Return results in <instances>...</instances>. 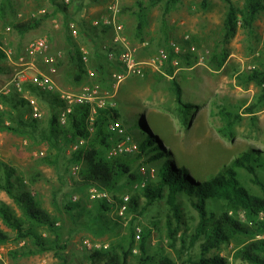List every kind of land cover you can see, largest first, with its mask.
<instances>
[{"label": "rangeland", "instance_id": "1", "mask_svg": "<svg viewBox=\"0 0 264 264\" xmlns=\"http://www.w3.org/2000/svg\"><path fill=\"white\" fill-rule=\"evenodd\" d=\"M114 1H118L120 7L116 18L123 26L122 43L134 52L144 70L142 76L128 77L121 82V67L116 60L107 57L104 49L105 44L113 41L115 32L112 29L104 32L103 26L96 25L97 22L113 17L110 5ZM232 1L237 7L243 5L239 0ZM165 2L166 0L149 10L146 28L139 37L136 32L137 8L133 0H69L68 3L65 0H0V44L7 55L1 65L8 69L6 73L0 74V95L16 92L14 80L19 75H24L27 80L50 76L55 84V93L58 94L77 95L96 89L98 92L94 99L103 101L105 106L119 108L122 113L121 122L129 133H133L135 139L138 137L136 125L139 119L144 118L153 133L167 143L164 147L174 153L177 164L193 171L199 179L217 174L224 165L230 164L237 156L251 149L261 151L264 156V102L257 105L254 122L249 114H244L243 120L235 127L233 140H228L219 133L224 123L218 115L221 107H229L240 113L249 105L258 103L261 88L248 82L246 76L254 69L264 71V11L259 14L252 32L238 29L236 36L227 45L229 59L224 68L217 71L211 64V57L224 47L222 26L228 4L223 0H210L207 8L203 9L202 0H181L164 17ZM33 18L42 19L40 26L23 36L12 27L14 23ZM40 38L48 39V52L30 55V43ZM178 48V53L188 55L189 59H175L172 67L179 73L176 78L183 89L184 101L197 107L191 111L190 125L186 127L180 123L177 104L169 84L170 78L166 74L168 66L163 58L168 55L169 49L176 52ZM76 49L80 50L83 57H87V60L83 59L87 75L81 83L74 79L77 68L71 60V54ZM190 62L192 64H188ZM53 68L56 69L55 73L51 72ZM124 83L126 85L120 97L116 88ZM26 96L34 101L33 110L28 111L25 118L38 121L35 137L0 131V162L23 176L42 206L58 219L63 243L67 245L64 251L65 264H90L88 258L93 251L107 249L112 244L129 247L133 240L131 232L136 233L137 228L151 231L147 243L148 253L156 260L166 255L176 264H193L191 261L199 259L198 244L191 247L187 241L183 246L178 241L172 246L167 238L166 218L170 209L166 200L146 207L144 214L137 220L127 214V211L122 215L118 202L108 218L120 225L104 234L81 225V218L77 222V219L66 213L61 214L59 208L69 202L91 208L95 200L91 190L97 186H79V171H75L73 167L76 164L71 163V155L77 145L65 148L61 146L63 150L57 154V150L42 139L50 117L47 102L30 94ZM155 105L160 113L153 110L155 114L151 117L141 108ZM5 108L0 103V111ZM113 148L114 145L111 151ZM111 151L108 152V157ZM55 155H58L55 163L44 160L54 159ZM144 165H151L156 170L158 167L155 163L137 160L133 170L139 175L140 182L127 186L118 195L120 200L127 195H138L141 185L147 183L148 180L140 174V168ZM262 176L264 182V175ZM249 179H244L247 188L254 194L262 195L261 188ZM55 198L58 208L54 206ZM180 199L186 208L185 219L189 223V235L196 223L197 214L189 201L182 196ZM0 200L21 215L13 200L1 190ZM139 203L141 208L144 207L145 201L142 198ZM218 205L215 204L212 208L219 213ZM193 218L195 221H192ZM185 228L183 226L182 229ZM0 229L11 237L14 236V232L1 219ZM140 241L135 234L128 264H139ZM28 245L27 241L0 245V264L61 263L54 252L28 257L11 256L10 252ZM237 248L236 242H231L214 250L209 256L220 255L228 264H246L235 258Z\"/></svg>", "mask_w": 264, "mask_h": 264}, {"label": "trees", "instance_id": "2", "mask_svg": "<svg viewBox=\"0 0 264 264\" xmlns=\"http://www.w3.org/2000/svg\"><path fill=\"white\" fill-rule=\"evenodd\" d=\"M133 1L137 8L136 32L140 37L146 28V17L149 10L159 6L164 0ZM223 1L228 4L222 26L224 47L211 57V64L217 71L222 70L227 63L230 56L227 45L236 36L238 29L242 28L249 33L252 32L255 21L264 11V0H239L243 2L242 7H237L232 0ZM180 2L181 0H166L163 6L164 17H167ZM209 2L210 0H202V8L206 9ZM62 11L64 12L65 9ZM41 22V18H33L14 23L12 27L23 36L38 28ZM103 30L107 32L111 29L104 27ZM6 59V52L0 44V74L8 70L1 65V62ZM175 59L187 60L189 56L169 49L166 61L168 66L166 74L171 78L169 84L178 106L179 120L181 125L186 127L190 125L191 111L197 107L186 103L183 99V89L174 76L175 70L172 67ZM71 60L77 68L74 79L81 83L87 75V69L79 49L71 54ZM246 78L248 82L259 86L261 93L258 103L249 105L244 112H235L229 107L220 108L218 115L224 126L219 133L228 140L235 138V127L243 120L244 114H249L254 122L257 105L264 102V71L254 69L247 74ZM24 90L44 100L49 106L50 117L42 139L57 150V154L63 150L61 146L65 148L78 145L77 149L72 152L71 163L80 166L81 183L79 186L88 188L94 185L113 197V202L97 198L93 201L91 208L75 202L65 203L63 208H59L61 214L66 213L77 219V222L81 218V225L98 234L112 231L120 224L109 219L108 214L114 210L118 202L122 201L118 195L127 186L140 182V177L134 172L133 165L141 159L149 164H157V178L148 180L138 195L130 197L127 214L132 215L134 220L144 214L146 207L166 200L170 209L166 218L167 238L172 246H175L178 241L183 246L187 244V241L191 247L198 244L200 257L196 261H191L193 264H228L227 260L220 255H209L222 245L231 242H236L238 246L235 252L237 260L246 264H264V182L262 180L264 156L261 151L251 149L244 152L233 159L230 164L224 165L217 174L199 179L193 171L177 164L174 160V153L164 147L165 141L158 135L157 137L147 121L141 118L136 125L138 130V137L135 139L138 144L137 151L108 157V152L118 141V136L109 130L111 122L122 118L118 109L109 106L99 108L94 120L90 121V106L77 105L67 115L66 124H61L60 114L67 104L58 93L44 92L31 84H25ZM0 103L6 106L0 111V131L6 130L35 137L38 121L25 118V114L33 110L28 99L15 92L11 95L1 94ZM130 134L134 136L133 133ZM57 159L58 155H55L54 159L44 160L48 163H55ZM245 178L259 186L263 192L262 195L252 193L244 182ZM0 190L13 200L21 212V215H18L8 204L0 200V219L14 232V236L11 237L0 229V245L27 241L28 246L10 252L11 256L14 258L28 257L54 252L60 264H65L64 251L67 245L63 243L58 219L50 214L34 196L30 183L28 184L23 176L1 162ZM180 196L189 201L197 214L196 223L189 235H187L190 230L189 223L185 219L186 208ZM141 198L145 201L142 208L139 203ZM53 202L58 208L56 198ZM215 204L220 206L219 213L212 208ZM192 221L195 219L193 218ZM183 226L186 228L182 229ZM181 231H183L182 234H180ZM135 234V231L131 232L133 240L129 247L112 244L107 249L93 251L88 258L90 264H128V258L132 255L131 247L134 244ZM150 236L151 231L142 228L139 264H176L169 256L165 255L156 260L148 253L147 243Z\"/></svg>", "mask_w": 264, "mask_h": 264}, {"label": "built area", "instance_id": "3", "mask_svg": "<svg viewBox=\"0 0 264 264\" xmlns=\"http://www.w3.org/2000/svg\"><path fill=\"white\" fill-rule=\"evenodd\" d=\"M67 3L69 0H65ZM110 10L113 13V17L109 18L102 22H97V26H104L109 27L115 32V37L111 43H107L104 45V49L107 52V56L111 60H116L118 65L122 69V74L119 76V82H121L122 79L132 77V76H142L144 74L143 65L139 63L135 56L134 52L131 51L127 46L123 45V40L121 37V33L123 32V26L117 22L116 15L119 13L120 7L119 2L114 1L110 5ZM50 46L48 39L46 38H40L33 40L28 48V52L32 56H36L38 54L46 53L48 52ZM180 49H176V53H178ZM168 55H164V59L167 61ZM84 60H87V57H83ZM52 73L56 72V69H51ZM30 82L31 85L35 86L41 91L44 92H52L55 93V84L54 81L50 76H43L41 78L34 77L32 79H25L24 75H19L17 79L14 80L15 82V90L16 92L21 95L22 97H25L30 101V104L33 106L34 101L32 98L27 97L26 94H29L27 91L24 90V84L26 82ZM118 82V83H119ZM97 90L94 89L90 92V90H87V93L83 94H69V93H63L59 94L60 98L66 102L67 107L61 111L60 114V122L61 124H66L67 122V115L71 113L74 106L77 105H88L90 106V121L94 120V116L97 112V109L105 107V103L103 101H96L94 99V95L97 94ZM36 109V108H35ZM109 130L112 133H115L118 136V141L114 144V148L110 153V157L118 156L124 152L126 153H134L138 149V144L135 138L129 133L125 125L121 122V120L113 121L109 125ZM83 141L81 142V144ZM78 147V145H77ZM76 147V148H77ZM75 171L80 170L79 165H75L74 167ZM140 174L141 176L145 177L147 180H155L157 178V170L153 168L151 165L149 166H142L140 168ZM145 183H143L141 186L144 187ZM92 197L94 199L97 198H104L108 202H113V197L108 194L107 192L100 190L98 187H94L91 190ZM130 202V196L127 195L122 198V201L119 203V208L121 210V214L123 215L128 208V203ZM136 237L140 239L141 237V229L137 228ZM86 244L90 246V243L86 241Z\"/></svg>", "mask_w": 264, "mask_h": 264}, {"label": "crops", "instance_id": "4", "mask_svg": "<svg viewBox=\"0 0 264 264\" xmlns=\"http://www.w3.org/2000/svg\"><path fill=\"white\" fill-rule=\"evenodd\" d=\"M175 72V71H174ZM179 73H174V76L176 77L177 75H178ZM168 76V75H167ZM169 77V76H168ZM170 78V77H169ZM171 79V78H170ZM125 85H126V83H124L121 87H120V85L116 88V92H118L119 93V96L121 97V95H123L122 93H123V89L125 88ZM127 85H129L128 83H127ZM124 87V88H123ZM120 88V89H119ZM130 92H131V94H132V89H130ZM132 103V102H131ZM157 106H159V105H157ZM131 108H132V105L130 106ZM118 108V107H117ZM141 108H143V109H145L146 110V112H147V114L151 117V115H153V114H155V111H156V113H160L157 109H155L156 108V105L155 106H153V107H150V108H148V106H144V107H141ZM159 108V107H158ZM119 109V108H118ZM177 109H178V106H177ZM120 110V109H119ZM153 110H155V111H153ZM121 113V112H120ZM122 114V113H121ZM129 114H132V113H129ZM167 144V143H166Z\"/></svg>", "mask_w": 264, "mask_h": 264}]
</instances>
